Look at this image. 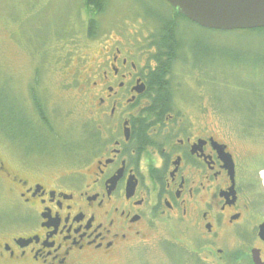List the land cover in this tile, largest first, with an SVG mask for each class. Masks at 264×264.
<instances>
[{
    "label": "flooded vegetation",
    "instance_id": "af4514ba",
    "mask_svg": "<svg viewBox=\"0 0 264 264\" xmlns=\"http://www.w3.org/2000/svg\"><path fill=\"white\" fill-rule=\"evenodd\" d=\"M95 29V56L71 83L84 119L71 158L47 114L30 123L27 149H0V264L103 262L160 229L185 246L194 234L208 264H264L263 159L245 164L172 96L155 107L153 75L172 89L183 49L162 56L157 32Z\"/></svg>",
    "mask_w": 264,
    "mask_h": 264
},
{
    "label": "rangeland",
    "instance_id": "374dc122",
    "mask_svg": "<svg viewBox=\"0 0 264 264\" xmlns=\"http://www.w3.org/2000/svg\"><path fill=\"white\" fill-rule=\"evenodd\" d=\"M105 5L96 17L98 33H156L157 22L172 15L163 0ZM91 12L82 0H0V149L5 145L15 155L27 149L30 123L39 128L36 96L55 138L61 137L57 150L73 154L84 119L71 83L95 56L86 33ZM177 32L187 60L174 63L169 77L176 106L205 116L226 133L245 164L258 167L262 159L264 164V32L207 30L183 19ZM190 236L192 244L185 246L180 242L185 236L177 241L160 229L133 250L92 264H208Z\"/></svg>",
    "mask_w": 264,
    "mask_h": 264
},
{
    "label": "water",
    "instance_id": "95a60500",
    "mask_svg": "<svg viewBox=\"0 0 264 264\" xmlns=\"http://www.w3.org/2000/svg\"><path fill=\"white\" fill-rule=\"evenodd\" d=\"M177 14L207 30L264 29V0H164Z\"/></svg>",
    "mask_w": 264,
    "mask_h": 264
},
{
    "label": "trees",
    "instance_id": "16d2710c",
    "mask_svg": "<svg viewBox=\"0 0 264 264\" xmlns=\"http://www.w3.org/2000/svg\"><path fill=\"white\" fill-rule=\"evenodd\" d=\"M106 1L107 0H82L83 7L87 10L92 11L91 12V18L88 21L87 27H86V33L88 39L93 38L96 30L95 27L100 26V22H98V19L96 17L102 15L106 10ZM164 1V0H163ZM165 2V1H164ZM166 3V2H165ZM167 4V3H166ZM169 8L172 11V15L169 21L165 22H157L158 24V30L155 35V41L158 45V52L162 56H172L178 51H181L183 49L182 42L177 41V37L175 35H178L177 27H178V20L183 19L189 22L187 19L182 17L181 15L177 14L170 6ZM191 23V22H190ZM193 24V23H192ZM250 32H264V29L259 30H248ZM166 73L162 72H156L153 75L151 84L152 87L156 90L157 99L155 102V107L159 109V111H164L168 108V103L171 96V87L168 85L167 82L164 81V76ZM36 113H38L39 116H44L45 111L43 108V103L41 99H38L36 96H32ZM46 122V121H45ZM30 129V128H29ZM31 129L28 134H25L29 138V134H31Z\"/></svg>",
    "mask_w": 264,
    "mask_h": 264
},
{
    "label": "bare ground",
    "instance_id": "6f19581e",
    "mask_svg": "<svg viewBox=\"0 0 264 264\" xmlns=\"http://www.w3.org/2000/svg\"><path fill=\"white\" fill-rule=\"evenodd\" d=\"M263 177H264V174H263Z\"/></svg>",
    "mask_w": 264,
    "mask_h": 264
}]
</instances>
